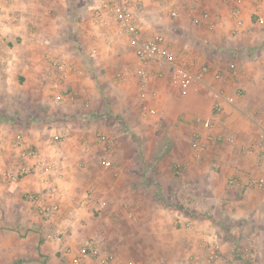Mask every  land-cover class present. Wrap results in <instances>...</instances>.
<instances>
[{
	"label": "crops",
	"instance_id": "0c3cea01",
	"mask_svg": "<svg viewBox=\"0 0 264 264\" xmlns=\"http://www.w3.org/2000/svg\"><path fill=\"white\" fill-rule=\"evenodd\" d=\"M108 1L0 0V170L37 148L59 168L46 202L60 207L46 220L27 199L46 183L0 176V264H76L95 238L84 264L108 251V264H264V184L250 183L264 178V0H123L139 36L97 20ZM159 33L194 73L208 67L200 85L165 64L134 74L138 40Z\"/></svg>",
	"mask_w": 264,
	"mask_h": 264
},
{
	"label": "built area",
	"instance_id": "2783aa9c",
	"mask_svg": "<svg viewBox=\"0 0 264 264\" xmlns=\"http://www.w3.org/2000/svg\"><path fill=\"white\" fill-rule=\"evenodd\" d=\"M96 18L100 22H108V17L113 16L115 20L119 23L122 29H125L127 33L132 36H139V29L134 22V17L129 9L128 4L119 0L116 2H105L96 8ZM173 16H176V11L172 12ZM263 20V19H261ZM139 43L136 46L135 53L137 57V66L134 69V74L140 79L142 83H146L149 77V66L152 63H158L160 65H167L171 73L172 82L177 86L185 87L189 84L197 83V85L202 82V77L208 71L207 66H202L201 69L194 73L190 67L191 64L185 62L178 56L175 50L168 44L167 38L164 34H157L154 37L148 39H139ZM55 66L59 73L65 77L67 72L72 68L68 59L65 57H59L55 60ZM131 72L129 69L118 76L127 74ZM216 98L219 94L216 93ZM57 99H61V95L57 96ZM219 103H215V108H219ZM211 120L207 119L205 121L206 126H210ZM264 135H261L263 138ZM103 140L106 136L100 137ZM218 141H227L231 144L235 143V138L233 137H219ZM1 144V142H0ZM15 146L22 145L20 138H17L14 142ZM199 144H197V147ZM20 158L22 161L18 162L15 166L9 167L4 170H0V176L5 178L10 183H18L22 178L28 175L36 176L40 181L47 184V188L39 192H29L27 194V199L37 206L40 214L43 218L50 221L53 220L60 211V207L56 203H48L46 200L48 197L52 196L55 192L53 175L59 174V168L55 163H49L45 161L40 151L34 147H25L20 152ZM26 159H33L34 162H27ZM105 167L111 165L110 161L103 162ZM250 183L252 185H263L264 178H252ZM188 227L190 224H186ZM99 240L91 239L87 241L82 248L78 256L76 257V264H84L85 258L87 256H100V250L98 247ZM208 249V261L213 263L220 259V235L216 230L209 231V241L207 244ZM114 254L110 251L106 252L105 256L101 259L102 264H108L110 260L114 259Z\"/></svg>",
	"mask_w": 264,
	"mask_h": 264
},
{
	"label": "rangeland",
	"instance_id": "374dc122",
	"mask_svg": "<svg viewBox=\"0 0 264 264\" xmlns=\"http://www.w3.org/2000/svg\"><path fill=\"white\" fill-rule=\"evenodd\" d=\"M192 147H194V144L192 145ZM173 170H174V172H175L176 177H178V176L180 177V176H181V174H182V169H180V167H177V168L173 167ZM177 170H179V171H177ZM187 190H188L189 193H190V194L188 195L189 200H187V203H188V202H189V203H192V205H189V206L186 205V208L189 209V210H191L192 207L201 204L202 201H200L199 196H198V194H196L197 192H196V190H195L193 187H192V188H187ZM186 195H187V194H186ZM171 203H174V202H170V201H169L167 204H170V205H171ZM180 204H181V203H180ZM181 205L185 206L184 204H181ZM191 215H192V214H191Z\"/></svg>",
	"mask_w": 264,
	"mask_h": 264
}]
</instances>
